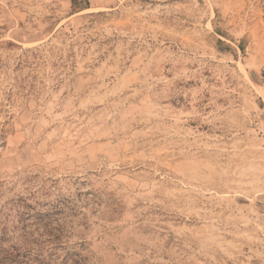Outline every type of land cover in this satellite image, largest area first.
I'll return each instance as SVG.
<instances>
[{
	"label": "rangeland",
	"instance_id": "374dc122",
	"mask_svg": "<svg viewBox=\"0 0 264 264\" xmlns=\"http://www.w3.org/2000/svg\"><path fill=\"white\" fill-rule=\"evenodd\" d=\"M76 1L0 0V248L264 264V0Z\"/></svg>",
	"mask_w": 264,
	"mask_h": 264
},
{
	"label": "trees",
	"instance_id": "16d2710c",
	"mask_svg": "<svg viewBox=\"0 0 264 264\" xmlns=\"http://www.w3.org/2000/svg\"><path fill=\"white\" fill-rule=\"evenodd\" d=\"M71 3L74 8H77L76 0H71ZM55 215L56 213L51 211H47L46 213H31V211L28 212L24 209L18 211L16 215V223L19 225L21 229L20 231L22 232V245L20 248L18 247V249H16L15 247H10V249L7 250L0 248V264H47L49 257H51V253L49 252L55 250L57 241L61 236V233L58 230L60 227H58L57 220L54 219ZM28 219L33 221L32 225H27ZM31 226H35L37 231L40 232V238H42L44 235L48 236L49 238L47 239V241L39 242L37 239L33 238L32 233L30 231H27V227L30 228ZM36 240L38 241V243ZM2 241L3 239L0 238V246ZM33 261H36V263H32ZM68 261L70 264H77L69 257H65V259L59 264H68Z\"/></svg>",
	"mask_w": 264,
	"mask_h": 264
}]
</instances>
